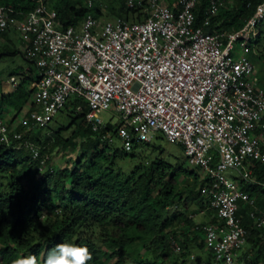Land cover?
<instances>
[{
	"label": "built area",
	"instance_id": "2783aa9c",
	"mask_svg": "<svg viewBox=\"0 0 264 264\" xmlns=\"http://www.w3.org/2000/svg\"><path fill=\"white\" fill-rule=\"evenodd\" d=\"M49 1L40 0L29 13L0 7V38L12 29L21 35L24 58L38 70L32 87L39 109L21 125L45 129L76 99L87 105L86 121L95 132L116 127V137L104 138L127 153L158 134L181 145L187 164L209 179L201 194L217 222L204 227L206 244L216 263L239 264L247 245L240 203L251 207L263 239L264 210L226 173L237 171V178L250 182L248 161L264 162V89L254 63L234 52L236 43L251 45L259 36L264 2L241 30L208 33L207 24L195 25L200 0H126L127 9L137 11L135 18L104 20L89 12L67 28ZM231 3L208 0V20ZM11 82L18 86L15 78ZM104 112L117 122L104 123ZM11 139L40 158L39 147L22 133L11 136L0 119V141L9 145ZM172 248L182 250L176 242Z\"/></svg>",
	"mask_w": 264,
	"mask_h": 264
},
{
	"label": "trees",
	"instance_id": "16d2710c",
	"mask_svg": "<svg viewBox=\"0 0 264 264\" xmlns=\"http://www.w3.org/2000/svg\"><path fill=\"white\" fill-rule=\"evenodd\" d=\"M39 1L0 0V7L29 13ZM262 2L232 0L208 20V0H200L194 11L195 25L207 24L208 33L239 31ZM116 3L119 7L113 4L110 8L112 16L136 17L137 11L128 10L126 0ZM49 6L64 28L78 26L89 12L96 18L102 13L88 9L83 0H50ZM261 24L251 47L260 42ZM16 52L0 46V59ZM37 80L38 75L29 77L15 92L4 95L17 114L26 106L30 113L39 109L32 87ZM79 105L83 110L76 112ZM64 110L71 124L50 130L44 141L38 135L43 129L27 130L21 124L15 130L10 127L11 136L22 133L23 140L39 147V159L21 148L20 141L11 139L9 145L0 141V264H12L27 256H34L36 264H44L47 252L62 242L86 246L90 255L86 264H166L176 254L185 263L195 248L208 249L204 264H221L216 263L206 244V225L193 220L195 214L209 208L201 194L209 183L203 171L191 168L186 158L172 160L153 142L136 144L130 153L123 151L104 138L107 134L116 137V127L95 132L86 121L87 105L79 100L70 101ZM68 151L76 156L63 165L53 163L54 155ZM46 157L49 159L43 165ZM123 159L135 160L129 174L118 166ZM247 164L252 181L236 180L242 192L264 209V162L251 160ZM250 211L242 201L238 215L247 230V249L239 264H264V239ZM173 242L181 247L180 253L173 250Z\"/></svg>",
	"mask_w": 264,
	"mask_h": 264
},
{
	"label": "rangeland",
	"instance_id": "374dc122",
	"mask_svg": "<svg viewBox=\"0 0 264 264\" xmlns=\"http://www.w3.org/2000/svg\"><path fill=\"white\" fill-rule=\"evenodd\" d=\"M83 1L87 5L89 0H83ZM92 1H94V7L92 8L93 9L92 11L96 12L97 10L100 9V11L102 12L99 17L100 19L113 20L115 18L114 16L111 15L110 8L112 7L113 4L116 7H119V4L116 3V0H92ZM260 29H263V35L260 38L259 43H257L256 45H253V47L249 45L250 42L246 46H242L240 43H236V49H235L234 54L236 57L246 56L252 60V62L258 68L257 73L261 79L260 86L264 88V22L263 24H261ZM1 39L2 38H0V40ZM13 43H14L13 45L14 48H16L15 51H17L16 54L6 55L0 59V96H2V94H5V93L14 92L16 90L15 85L11 82V78L15 77L16 81L20 84L23 78L22 71L29 66L28 62L23 58L21 54L23 47H21V45H17L15 41ZM18 46H19V49H17ZM31 100L34 101L35 97L33 96ZM4 108L8 109L11 107L9 105L3 106L1 105V102H0V111L1 109L4 110ZM24 112L25 111H22L21 113H19L20 114L19 119H21L22 116L25 115ZM12 115H15V112H13ZM112 117H113L112 114L108 112H104L101 114V118L104 123H109L111 119L117 122L118 119L116 117L114 118ZM0 118H2L3 120H8L9 118L8 111L0 113ZM70 124H71V118L69 117L68 113L65 110H63L56 116L55 120L51 122L47 128L38 131L39 138L42 141H44L45 138L49 136L48 132L50 130L52 131L58 130L60 127L69 126ZM153 143L157 147L164 148L168 153L167 155H170L172 160L177 159L179 161H183L186 158L185 153L183 152V150L181 149L179 145L170 143L162 139L161 134H158L155 137V139L153 140ZM140 152H141V149L137 151V156L140 154ZM75 156L76 155L74 151H68L67 153L60 154L58 156L54 155L52 157V161L54 164L63 165L65 164V162H67V159H69L70 157H75ZM134 164H135V160L123 159L119 161L118 166L122 169L124 173L129 174L133 170ZM226 175L230 179L238 177L237 171H234V170L228 171ZM246 249L247 247H244L243 250L238 254V259L240 258V256H242V254L246 251ZM207 251H208L207 248L204 249L203 251L196 249V248L193 249L191 253V258L186 259L185 263H183L182 262L183 260L179 258L181 257V255L176 254L174 255L175 258L173 260H170L166 264H173L174 261L177 262L178 264H204L205 263L204 257Z\"/></svg>",
	"mask_w": 264,
	"mask_h": 264
},
{
	"label": "crops",
	"instance_id": "0c3cea01",
	"mask_svg": "<svg viewBox=\"0 0 264 264\" xmlns=\"http://www.w3.org/2000/svg\"><path fill=\"white\" fill-rule=\"evenodd\" d=\"M18 35L19 34L15 30H13V29L10 30L9 32H7V36L0 40V46L1 47H7L8 50H16V48H14V46H13L14 45L13 42L15 41L17 43V45H21V47H23L22 52H21V54L23 56V52H24V49H25L27 44H26L24 38L21 35L20 36H18ZM17 49H19V46L17 47ZM23 58H24V56H23ZM28 64H29V66L22 71L23 78H22L20 83H22V81H24V80H27L29 77L35 78V76L38 75L37 67L32 63L28 62ZM257 72H258V68H257ZM257 75H258V73H257ZM258 77H259V75H258ZM12 78H15V77H12ZM16 83L19 86V83L17 81H16ZM260 83H261V79H260ZM32 86H33V84H32ZM17 87H16V89H17ZM260 87L262 89H264L262 86H260ZM11 93H13V92H11ZM11 93H5V94H2V96H0L1 97L0 98L1 105L7 106L8 103L6 102L7 100L4 98V95H9ZM5 111H8V114H9L8 120H3L2 118H0V119L3 120L9 127H11L12 130H15L21 124V122L23 120H26L29 117V114H30L29 106H26L24 108L23 111H25L24 112L25 115L22 116L21 119H19L20 114H17V112L14 108L11 107L8 109L4 108V110L1 109L0 113H3ZM13 112H15V115H12ZM233 179L237 182L236 177ZM237 184H239V183L237 182ZM193 220L195 223H202L203 225H208V224H211L213 220H217V215L211 209L207 208V209L195 214V216L193 217ZM238 262H240L239 259H238Z\"/></svg>",
	"mask_w": 264,
	"mask_h": 264
},
{
	"label": "clouds",
	"instance_id": "9594fccd",
	"mask_svg": "<svg viewBox=\"0 0 264 264\" xmlns=\"http://www.w3.org/2000/svg\"><path fill=\"white\" fill-rule=\"evenodd\" d=\"M89 259L86 246L62 242L47 252L44 264H86ZM12 264H36V259L34 256H27L13 260Z\"/></svg>",
	"mask_w": 264,
	"mask_h": 264
}]
</instances>
